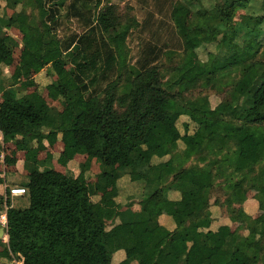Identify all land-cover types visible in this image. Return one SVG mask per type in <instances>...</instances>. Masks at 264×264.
I'll return each instance as SVG.
<instances>
[{
    "label": "trees",
    "instance_id": "trees-1",
    "mask_svg": "<svg viewBox=\"0 0 264 264\" xmlns=\"http://www.w3.org/2000/svg\"><path fill=\"white\" fill-rule=\"evenodd\" d=\"M1 1L13 13L0 10L6 90L0 149L11 143L28 148L32 135L41 150L61 142L57 160L63 166L78 155L89 160L73 176L56 169L52 156L40 159L28 181L14 184L26 189L16 197L25 204L10 206V198L4 211L0 196L8 235L0 242V264H264V220L256 222L245 209L246 187L257 184L264 211V2L173 4L183 50L179 62L166 67L159 61L175 51L152 42L130 61L128 39L141 22L109 0ZM239 7L246 14L229 28ZM74 18L84 22L83 33L60 37L66 20ZM207 37L215 48L205 50L204 60L199 50ZM18 47L36 75L46 68L56 76L45 87L51 100L63 101L62 109L38 89L29 91L36 81H22L21 68L10 79L4 74L2 66L13 65ZM198 86L215 89L219 103L212 106L209 95L195 94ZM183 116L184 132L172 135L169 127ZM180 142L183 150L176 153ZM93 159L104 167L89 183ZM236 175L242 177L234 181ZM123 178L128 186L142 185L140 198L128 196L138 211L117 201ZM219 178L225 187L216 186ZM222 189L234 192L240 204L223 217L244 221L242 230L215 225L213 204L220 203L211 200ZM163 206L177 208V217L168 211L171 224L161 222Z\"/></svg>",
    "mask_w": 264,
    "mask_h": 264
},
{
    "label": "rangeland",
    "instance_id": "rangeland-1",
    "mask_svg": "<svg viewBox=\"0 0 264 264\" xmlns=\"http://www.w3.org/2000/svg\"><path fill=\"white\" fill-rule=\"evenodd\" d=\"M114 4H117L119 6V10L123 13H129L131 15H135L137 17V19L141 22V26L134 29L128 39V45L130 48V54H129V58L130 61L132 63L136 62V60L139 57L140 52L142 51L143 45L146 42H152L154 44H157L158 46H167L168 49L174 50L175 53L169 55H164L161 60L159 61V63L161 65H166V67H171L175 64H177L180 60V55H181V51L183 50L182 47V42L180 39V36L175 28V25L172 21L171 18V10L173 7V4H178L181 5L183 1L181 0H109ZM262 2H264V0H261ZM104 4L107 3V0H105L103 2ZM93 4V2L91 3ZM22 6L18 7V10H22ZM2 9V8H1ZM7 13L12 12L13 10H11L10 8H7ZM28 12H30V9H27ZM65 12V11H63ZM191 11L187 10V12L185 13L186 16H190ZM65 14V13H63ZM246 14V10L244 7H239L236 9L234 18L229 26V28H234L235 26V22H237L238 20L242 19L243 16H245ZM85 30L84 27V22L81 20H77V19H72L71 21H67L63 27H61L60 31L58 32V34L60 35V37L62 38H67L68 36L72 35L73 33H83V31ZM14 33L12 34H16L19 36L20 33L18 31L13 30ZM11 34V31L9 32ZM214 40L213 37H207L205 39V42L207 43L205 45V47H203L202 49L199 50V55L202 59H206L207 55L205 53V50H210L213 49L214 50V43H212ZM234 47L236 48L237 51H241L242 47L239 46L238 44H234ZM21 47L16 48L15 51V62L13 64L12 69L10 68V70H13L14 67L16 65H21L22 63L27 64V68L25 72L22 73V77L21 79H35L36 81V85L33 86V88H31V90H36L38 89L43 96L46 97L47 101H50V104H54L57 107H60L61 109L63 108V101L61 100H51L47 94V90H46V84L49 81H52L53 79H55L56 76H53L52 74H48V70L45 68V70L42 71V73H40V75H36L30 68V66L28 65L30 63V61L28 59H23L21 56ZM65 58H69V54L66 53ZM27 63H26V62ZM165 68V67H164ZM9 72V71H8ZM51 72V70H50ZM11 84L10 81H8L5 85L6 87H8ZM212 88H206L203 86H198L194 93L196 94H207L209 95V99L211 102L212 106H216L219 101L221 100L222 96L216 92H214ZM188 120V117L183 116L180 118L178 125L174 126V127H169V132L172 135H176L177 134V129H179L181 132L183 131V123ZM32 138L35 140V137L30 135V145L28 146V148L25 147H20L22 150L19 151L17 150L16 154H15V161L14 160H10L12 151L15 150L14 145H8L5 148V153L6 154H1L0 156V160L2 162H4V155H7V159H9V162H4L5 165L0 162V174L3 175L4 173L7 174V171H4V167L5 170L6 169H10L13 170L14 172L12 174L8 173V180L11 181L9 182V184L13 185V184H19L20 182H26L29 177L27 174H25L23 172V168L19 169V171L16 173V161H19V164L23 165L25 163L34 165L35 162L39 159L45 158L46 155L44 154L45 150H41L37 145L34 144V142H32ZM61 143V142H60ZM59 143H57L53 148V154H52V158H54L52 160V163L54 165V167L62 172H65L69 175H77L79 173V164L84 162L87 157L86 156H80L78 159H76L75 161H73L72 163H70L69 166H63L61 164L58 163V154H57V146ZM183 144L180 142L179 143V147L177 150H175L174 152L176 153H181L183 150ZM18 149V147H17ZM156 149L152 150L151 153L155 154ZM11 153V154H10ZM48 157V156H47ZM38 160V161H39ZM155 160L157 161V158H155ZM17 161V162H18ZM87 161V160H86ZM122 163H125V161H122ZM7 164V165H6ZM26 170V167L24 168ZM10 170L8 172H10ZM34 170V167H29L27 166V172H32ZM101 171V166L100 163L98 161H91V165H90V169L87 171L86 175L87 178L86 180L89 183L95 182L97 180V176ZM9 176H12V178ZM146 179L151 180L150 177H148L147 175L144 176ZM240 177V175H236L234 176L233 180H238ZM12 179L14 180V182L12 181ZM217 185L216 186H220L222 183V186L225 187L223 185L224 182H222V179H217ZM120 182L123 183L125 190H122L119 197H117L118 202H123V203H129L133 205L132 199H128V196L130 194H134L136 198H140L141 194H142V185H137L134 187V185L127 183V178H123L121 180H119ZM13 183V184H12ZM112 186L114 184H111ZM21 186V185H20ZM6 187V185H4V188ZM11 188L14 186H10ZM123 188V187H122ZM228 192L225 193V190L222 189V191L218 190V193L215 194V196L212 198L211 202L214 203L216 197L218 198V203H220L217 206H214L213 204V211H214V216L216 217V221L217 224L215 225H219L220 222L225 223V222H229V223H234L229 221L227 218L224 219V215L228 216L230 213H235L238 209V207L240 206L235 193L234 192H229V189H227ZM259 191V187L257 184H251L250 186L246 187V195H247V199L248 202L250 203L251 206H253L256 209V213L254 215V220L256 222L262 221L264 220V211H262L259 208V204H258V200L256 199V194ZM229 193V194H228ZM5 194V192H4ZM219 195V196H218ZM174 196V195H173ZM94 199H99V196H94ZM222 200V201H221ZM222 202V205H221ZM26 203V200L23 198H17L14 201V204L16 205H23ZM176 206V205H175ZM173 206L172 209H170L167 206H163V208H166L165 211H171L172 213L177 217V208ZM125 208V207H124ZM138 205H135L133 207V209H137ZM2 215V212H0V217ZM245 227V222H240L237 224H233L232 225V231L235 232L237 230H242ZM246 233H248V231H246ZM7 237V236H6ZM2 240V239H1ZM0 247L2 248L1 244ZM10 260H8L9 262ZM17 264H22L21 262L16 261Z\"/></svg>",
    "mask_w": 264,
    "mask_h": 264
},
{
    "label": "crops",
    "instance_id": "crops-1",
    "mask_svg": "<svg viewBox=\"0 0 264 264\" xmlns=\"http://www.w3.org/2000/svg\"><path fill=\"white\" fill-rule=\"evenodd\" d=\"M1 8L2 9H5V11L7 10V7H5V3L3 2V1H1L0 0V10H1ZM6 13H7V11H6ZM13 13V11L12 12H10V13H7V15H11ZM16 31V30H15ZM12 33H14L13 32V30H11V35H13V36H18V35H16V34H12ZM14 62H15V60H14ZM14 64V63H13ZM24 65V63H22L21 65H16L14 68L16 69V68H21V72L23 73V72H25L26 71V69L28 70V68L26 67L27 66V64H25L26 66H23ZM12 67H13V65H11V66H2V70L4 71V74L10 79V77H11V75H12V73H13V71H14V69L13 70H10V68L12 69ZM9 71V72H8ZM42 73V72H41ZM38 75H40V73L38 74ZM26 79H22V81H25ZM4 80L2 79V78H0V101H1V99H2V95H3V93H4V91H6L4 88L2 89V87H1V85H2V83H4L3 82ZM22 84H20L18 87H20ZM36 84H34V85H31L28 89L29 90H31V88H33V86H35ZM29 136H27L26 138H28ZM59 144H58V146H57V154L59 155V153L61 152V150H62V144L60 143V142H58ZM10 145H12V144H10ZM55 146V145H54ZM54 146H48L46 149H44L45 151H44V154L46 155V157L45 158H47V156L48 157H50V156H52V154H53V151H52V148L54 147ZM6 147V146H5ZM5 147L3 148V149H0V156H1V154H6L4 151H5ZM15 147V146H14ZM19 148L17 149V147L15 148V150H13L12 151V154L13 155H11V159L10 160H14L15 161V154L17 153L16 151L17 150H19V151H21L22 149L20 148V146H18ZM11 154V153H10ZM81 155H78L75 159H73L70 163H72L73 161H75L76 159H78L79 157H80ZM42 159H44V158H42ZM52 159H54V158H52ZM9 159H7V155L5 156L4 155V162L6 163V162H9L10 161ZM39 160V159H38ZM37 160V161H38ZM89 159H87V161H88ZM94 161H98L99 163H100V166H101V171L103 170V165H102V163L99 161V160H97V159H93ZM93 160H90L89 161V166L91 165V161H93ZM18 161V160H17ZM16 161V164H17V166H16V173L19 171V169H22L23 168V172L25 173V174H27V175H29L31 172H27V166H31V167H34L35 168V166H36V162H35V164L34 165H31V164H28V163H25V164H23V165H21V164H19V161L17 162ZM0 162H2L1 160H0ZM4 162H2L4 165H5V163ZM76 162V161H75ZM70 163L68 164V166L70 165ZM7 165V164H6ZM26 167V170L24 169ZM90 169V168H89ZM10 169H6L5 170V167H4V171H7V174H3V175H1L0 174V196L1 195H4V197H5V201H4V208H5V210L4 211H6L8 208V206H9V204H8V199H10L11 198V205L10 206H13L14 205V201H15V199H16V197L17 196H10L9 194H8V191L10 190V186H14V187H17L18 185H14L13 183V185H11V184H9V182H11V181H9L7 178H8V173L9 174H12L14 171L13 170H10V172H8ZM100 171V172H101ZM73 176H76V175H73ZM87 176V175H86ZM12 178V176H9V178ZM12 181L14 182V180L12 179ZM28 181V180H27ZM23 182H20V184H22ZM4 185H6V187L4 188ZM121 185H123V183L122 182H120V181H118V186L119 187H124V186H121ZM19 187H22V186H19ZM4 192H5V194H4ZM120 195V194H119ZM18 196H20V195H18ZM119 197V196H118ZM248 200L249 199H247V201L245 202V209H246V211L248 212L249 211V213H252V215H253V217H254V215H255V213H256V209L253 207V206H251L250 205V203L248 202ZM118 201V200H117ZM135 205H138V208L137 209H133V207L135 206ZM130 208V209H132V210H134V211H138L139 209H140V206H139V204L135 201L134 203H133V205L131 204H127V206L125 207V208ZM123 209H125L124 207H122ZM165 209L166 208H163V212H164V214L162 215V218H161V222L162 223H164V224H171V219H172V217H170L169 216V214H168V211H165ZM4 211H2V215L4 214L3 212ZM1 212V211H0ZM225 219V218H224ZM0 223L2 224V226L4 227V229H5V233H4V236L1 238L3 241H6L7 242V240H8V236H7V234H6V226L4 225V223H3V221H2V218L0 217ZM229 222H225V223H222V222H220V224H228ZM215 224H217V221L215 222ZM233 224H237V223H231V226L233 225ZM7 236V237H6ZM0 239V242L2 241ZM2 248L0 247V250H1Z\"/></svg>",
    "mask_w": 264,
    "mask_h": 264
},
{
    "label": "built area",
    "instance_id": "built-area-1",
    "mask_svg": "<svg viewBox=\"0 0 264 264\" xmlns=\"http://www.w3.org/2000/svg\"><path fill=\"white\" fill-rule=\"evenodd\" d=\"M0 138H3L2 135H1V132H0ZM25 192H26L25 188L17 186V187L10 188L9 195L10 196H18V195H23ZM1 218H2V221H3L4 225L6 226L7 225V215H6V213L1 215Z\"/></svg>",
    "mask_w": 264,
    "mask_h": 264
},
{
    "label": "water",
    "instance_id": "water-1",
    "mask_svg": "<svg viewBox=\"0 0 264 264\" xmlns=\"http://www.w3.org/2000/svg\"><path fill=\"white\" fill-rule=\"evenodd\" d=\"M4 233H5V229L2 226V224L0 223V239L4 236Z\"/></svg>",
    "mask_w": 264,
    "mask_h": 264
},
{
    "label": "clouds",
    "instance_id": "clouds-1",
    "mask_svg": "<svg viewBox=\"0 0 264 264\" xmlns=\"http://www.w3.org/2000/svg\"><path fill=\"white\" fill-rule=\"evenodd\" d=\"M10 192V191H9ZM6 234H7V225H6ZM8 236V235H7Z\"/></svg>",
    "mask_w": 264,
    "mask_h": 264
}]
</instances>
